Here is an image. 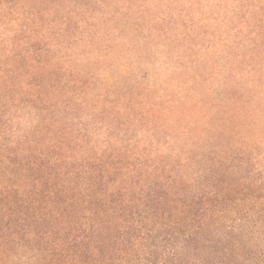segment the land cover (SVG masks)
Masks as SVG:
<instances>
[{
	"label": "trees",
	"instance_id": "1",
	"mask_svg": "<svg viewBox=\"0 0 264 264\" xmlns=\"http://www.w3.org/2000/svg\"><path fill=\"white\" fill-rule=\"evenodd\" d=\"M83 1L0 5V264H264V0Z\"/></svg>",
	"mask_w": 264,
	"mask_h": 264
},
{
	"label": "rangeland",
	"instance_id": "2",
	"mask_svg": "<svg viewBox=\"0 0 264 264\" xmlns=\"http://www.w3.org/2000/svg\"><path fill=\"white\" fill-rule=\"evenodd\" d=\"M106 4L107 7L105 9H102L98 3V0H87V1H83V3L85 4V7L88 8V16L89 17H94V19L92 20V23L97 24L99 20L102 19V17H106V18H114L116 19V21H121L122 24L121 26H119L120 28H118V31H116V29L114 28L116 26V24H114L113 22L110 24H107V26H109V33L111 32L112 34V39L114 37H116L119 33V29H123L126 27V23L129 21V17L130 15H133L134 10H135V6H132V3L136 2L137 0H103ZM186 1V0H185ZM8 0H0V5L4 6V7H8L7 6ZM79 11H82L81 6L78 7ZM76 18H79V12H76ZM9 30H7L5 27H0V34H2L4 36V38L8 39L10 38V33L8 32ZM92 27H90V25H83L82 28H80V33L78 35H80L81 33H85L86 35H92ZM91 40L88 39L86 41V43H88L87 47L84 46L83 44L84 42L81 43H75L73 45L72 48L67 49V53L70 55L69 57V61L74 65V64H79L78 66H82V64H87L88 61L87 58V54L85 53V51H83L82 49H86V50H90L92 51L93 49H95L97 46V43H89ZM107 43V42H105ZM103 44H98V47H100ZM107 45V44H106ZM94 47V48H93ZM93 48V49H92ZM202 51L199 52V55H202ZM85 56V58H84ZM93 63V62H92ZM85 116V123H87V127H99L96 125L95 122L92 121V117L88 116L87 114H83Z\"/></svg>",
	"mask_w": 264,
	"mask_h": 264
}]
</instances>
